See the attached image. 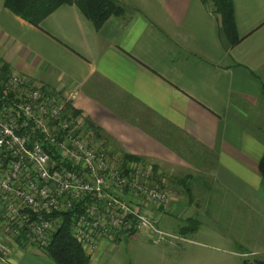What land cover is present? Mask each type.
<instances>
[{
    "label": "crops",
    "instance_id": "crops-1",
    "mask_svg": "<svg viewBox=\"0 0 264 264\" xmlns=\"http://www.w3.org/2000/svg\"><path fill=\"white\" fill-rule=\"evenodd\" d=\"M116 1L97 28L77 4L35 26L0 0V68L71 98L108 154L150 164L168 245L223 222L232 257L264 260V0H233L234 46L202 0ZM142 235L103 240L90 264ZM0 264L58 263L19 244Z\"/></svg>",
    "mask_w": 264,
    "mask_h": 264
},
{
    "label": "built area",
    "instance_id": "built-area-1",
    "mask_svg": "<svg viewBox=\"0 0 264 264\" xmlns=\"http://www.w3.org/2000/svg\"><path fill=\"white\" fill-rule=\"evenodd\" d=\"M70 100L0 68V257L19 244L42 251L59 227L54 215L78 207L72 234L88 255L122 234L177 238L158 227L169 196L152 167L96 145Z\"/></svg>",
    "mask_w": 264,
    "mask_h": 264
},
{
    "label": "trees",
    "instance_id": "trees-1",
    "mask_svg": "<svg viewBox=\"0 0 264 264\" xmlns=\"http://www.w3.org/2000/svg\"><path fill=\"white\" fill-rule=\"evenodd\" d=\"M202 1L209 4L213 12L218 15L224 34L230 43L233 46L239 43L233 0ZM72 4H77L97 28H101L111 16H119L124 12V8L116 0H5L8 9L35 26H40L44 19L61 6ZM68 105L71 108L70 104ZM72 113L78 114L75 110ZM126 159L138 161L131 156H126ZM259 168L264 178V157L260 161ZM80 213L81 208L78 207L54 215L60 224L52 235L50 244L42 251L58 264H90V256L72 234L74 219ZM243 264H264V260H245Z\"/></svg>",
    "mask_w": 264,
    "mask_h": 264
},
{
    "label": "rangeland",
    "instance_id": "rangeland-1",
    "mask_svg": "<svg viewBox=\"0 0 264 264\" xmlns=\"http://www.w3.org/2000/svg\"><path fill=\"white\" fill-rule=\"evenodd\" d=\"M144 167L150 164L140 162ZM175 226L184 223L171 218ZM206 223L207 220H204ZM225 225H205L198 233L193 230L185 234L184 240L154 242L149 235H142L141 241H124L120 249L105 257L103 264H242V260L229 254L230 246L224 241ZM147 240V241H146Z\"/></svg>",
    "mask_w": 264,
    "mask_h": 264
}]
</instances>
